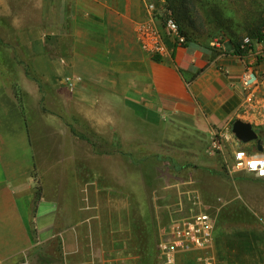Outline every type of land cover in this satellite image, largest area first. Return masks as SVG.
<instances>
[{
    "label": "crops",
    "instance_id": "crops-1",
    "mask_svg": "<svg viewBox=\"0 0 264 264\" xmlns=\"http://www.w3.org/2000/svg\"><path fill=\"white\" fill-rule=\"evenodd\" d=\"M148 2L0 0V262L55 236L57 221L52 234L39 236L33 207L36 212L46 198L47 176L54 183L52 199L59 200L66 163L75 153L62 113L71 107L94 133L140 125L146 140L155 133V140L164 143L184 134L231 138L232 124L240 119L253 125L262 148L234 135L223 139L224 157L239 148L264 152L263 60L257 65L262 84L256 97L251 99L242 86L246 66L262 45L255 44L254 53L244 57L229 39L221 49L214 41L192 40L163 59L152 58L138 39L149 17ZM56 102L62 112L52 107ZM231 177L238 186L258 179ZM64 233L66 257L73 251ZM251 236L253 245L264 246L255 231Z\"/></svg>",
    "mask_w": 264,
    "mask_h": 264
},
{
    "label": "rangeland",
    "instance_id": "rangeland-1",
    "mask_svg": "<svg viewBox=\"0 0 264 264\" xmlns=\"http://www.w3.org/2000/svg\"><path fill=\"white\" fill-rule=\"evenodd\" d=\"M197 3L201 9L193 13L194 22H190V17L180 22L184 29H189L190 40L205 44L215 39L226 41L228 35L223 34L221 23L233 19L234 28L237 24L243 26L250 8L246 0H198ZM162 4L177 18L166 0ZM190 23L195 25L191 27ZM241 34L248 35L246 31ZM51 105L62 112L61 104ZM62 113L72 130L75 153L66 163L59 200L52 199L54 183L47 176L46 198L36 212L33 207L39 236L46 238L52 234V223L57 221L55 236L37 240L22 254L0 264H156L152 192L176 178H182L184 191L195 192L209 201L217 197L230 200L218 214L215 242L208 253L214 256L212 264L264 263V246L253 245L256 241L251 236L255 231V239L264 243V237H260L264 233V180L245 181L238 186L226 171L227 156L224 157L222 146L211 150L214 139L222 145L223 139L234 138L231 132V138L221 133L209 138L172 135L171 141L164 143L155 140V133L146 140L140 125L98 134L74 108ZM260 133L264 136V131ZM234 148L231 144V154ZM35 185L37 192L40 182L36 181ZM164 194L171 203L180 199L175 189L168 188ZM181 197L185 204L187 196ZM162 216L168 217L167 213ZM244 229L247 234L242 232ZM62 233L72 239L69 246L73 252L66 256L67 260Z\"/></svg>",
    "mask_w": 264,
    "mask_h": 264
},
{
    "label": "built area",
    "instance_id": "built-area-1",
    "mask_svg": "<svg viewBox=\"0 0 264 264\" xmlns=\"http://www.w3.org/2000/svg\"><path fill=\"white\" fill-rule=\"evenodd\" d=\"M162 2L163 0L148 2L149 17L138 31V39L143 49L152 58L158 59L165 58L174 48L192 41L182 33L173 12ZM258 43L262 45L261 50L256 53L255 60L248 62L242 80V86L251 99L261 89L262 78L257 65L258 60L264 61V42L245 36L241 46L250 47L248 54L244 55L246 57L254 53V45ZM214 45L221 49L224 44L222 40L215 39ZM261 118L264 122V104L261 105ZM212 147L211 150L221 148V143L214 139ZM253 162H257L256 168H252ZM259 162H264V152L239 148L232 157L227 158L225 166L230 176L249 175L264 180V175L261 174L264 163ZM183 185L182 178H176L174 182L162 185L158 191L154 189L152 192L156 264H212L214 256L208 253L215 242L218 214L228 202L223 197L209 201L195 192L182 190ZM168 188L175 189L180 199L174 203L169 202L168 196L164 194ZM181 195L187 196L186 207ZM163 213H167V219L163 218Z\"/></svg>",
    "mask_w": 264,
    "mask_h": 264
},
{
    "label": "trees",
    "instance_id": "trees-1",
    "mask_svg": "<svg viewBox=\"0 0 264 264\" xmlns=\"http://www.w3.org/2000/svg\"><path fill=\"white\" fill-rule=\"evenodd\" d=\"M197 1L198 0H166L168 6L175 11L178 18V20L177 18L176 20L180 26V29L188 39H191V33H189V29L183 28L180 19L190 17V22H194V19L191 18L193 13H198L199 9H201L198 7ZM246 1L250 3V8L248 9L245 16L243 26L237 24V27L234 28L233 25H231L233 19H229L226 23H221L222 29H225V31L223 30V34L225 35L227 33V38L234 43V52L241 56L247 55L250 49V47H241L245 36H249L254 40L264 42V0ZM194 25H191L190 23L191 27ZM239 30H241V32ZM243 31H246L248 35L241 34ZM27 74L30 75V72L27 71ZM40 191L41 186H39L36 194L39 195Z\"/></svg>",
    "mask_w": 264,
    "mask_h": 264
},
{
    "label": "water",
    "instance_id": "water-1",
    "mask_svg": "<svg viewBox=\"0 0 264 264\" xmlns=\"http://www.w3.org/2000/svg\"><path fill=\"white\" fill-rule=\"evenodd\" d=\"M232 132L241 142L248 143L251 141H257L259 149L262 148L260 136L250 122L237 119L232 124Z\"/></svg>",
    "mask_w": 264,
    "mask_h": 264
},
{
    "label": "clouds",
    "instance_id": "clouds-1",
    "mask_svg": "<svg viewBox=\"0 0 264 264\" xmlns=\"http://www.w3.org/2000/svg\"><path fill=\"white\" fill-rule=\"evenodd\" d=\"M259 163H264V162H259ZM251 166H252V168H256L257 162H253ZM261 174L264 175V171H262Z\"/></svg>",
    "mask_w": 264,
    "mask_h": 264
}]
</instances>
